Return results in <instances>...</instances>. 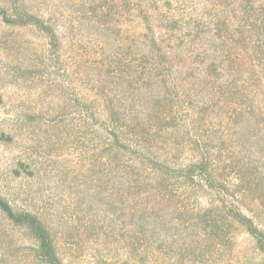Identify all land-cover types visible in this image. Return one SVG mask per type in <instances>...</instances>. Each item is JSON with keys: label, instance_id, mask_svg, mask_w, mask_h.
I'll return each mask as SVG.
<instances>
[{"label": "rangeland", "instance_id": "obj_1", "mask_svg": "<svg viewBox=\"0 0 264 264\" xmlns=\"http://www.w3.org/2000/svg\"><path fill=\"white\" fill-rule=\"evenodd\" d=\"M20 1L63 25L68 10L61 0ZM72 41L58 55L34 28L0 19V194L49 221L67 264H264L254 239L226 219L234 206L256 219L248 207L259 196L264 201V175L215 132L207 142L212 167L229 192L219 195L205 181L131 186V171L116 172L114 156L103 154L110 144L105 130L77 107L79 99L95 109L102 101L76 51L83 41ZM37 66H45L42 73L22 74ZM177 119L176 126L174 120L160 125L152 151L178 163L200 159L195 128L184 123L190 116L182 112ZM214 131L222 130L215 125ZM248 180L253 189L242 188L253 192L249 197L236 191ZM30 243L0 213V264H34L22 250Z\"/></svg>", "mask_w": 264, "mask_h": 264}, {"label": "trees", "instance_id": "obj_2", "mask_svg": "<svg viewBox=\"0 0 264 264\" xmlns=\"http://www.w3.org/2000/svg\"><path fill=\"white\" fill-rule=\"evenodd\" d=\"M62 3L61 8L68 10L62 26L53 15H40L20 0L0 4V19L9 27L34 28L58 55L75 46L72 39L83 41L76 51L102 103L95 109L79 99L77 107L105 130L110 144L103 154L114 156L116 172L131 171V186L158 181L164 188L174 180L205 181L219 195L229 192L212 167L207 142L215 132H221L222 141L264 175V0ZM87 31L97 37L91 39ZM89 46L94 55L90 59ZM44 69L28 68L22 74L35 76ZM182 112L190 116L184 123L195 128L201 154L186 163L152 151L162 137L160 125L174 120L176 126ZM215 125L222 131H214ZM251 184L240 183L236 191L246 195ZM251 202L256 206L247 205L248 209L264 224V201L259 196L258 202ZM226 212V219L242 226L264 254V229L256 219L237 206ZM0 213L31 240L22 250L34 264H67L45 217L16 208L1 194Z\"/></svg>", "mask_w": 264, "mask_h": 264}]
</instances>
